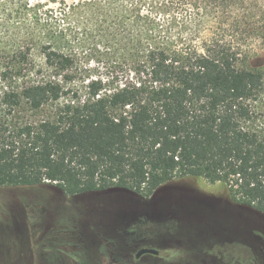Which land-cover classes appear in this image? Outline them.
<instances>
[{
  "label": "trees",
  "instance_id": "16d2710c",
  "mask_svg": "<svg viewBox=\"0 0 264 264\" xmlns=\"http://www.w3.org/2000/svg\"><path fill=\"white\" fill-rule=\"evenodd\" d=\"M234 4L0 0V188L148 198L203 178L264 218V66L236 38L264 32V15L234 16ZM83 27L120 45L118 65L137 75L67 89ZM34 51L53 78L9 75L29 74Z\"/></svg>",
  "mask_w": 264,
  "mask_h": 264
},
{
  "label": "rangeland",
  "instance_id": "374dc122",
  "mask_svg": "<svg viewBox=\"0 0 264 264\" xmlns=\"http://www.w3.org/2000/svg\"><path fill=\"white\" fill-rule=\"evenodd\" d=\"M234 6V16L264 15V0ZM257 25L264 28V20ZM83 28L67 89L84 94L93 80L113 88L137 75L127 74L130 59L118 65L120 45ZM236 38L252 63L264 66V32ZM25 66L29 74L9 75L54 76L38 51ZM142 247L161 255L136 258ZM0 264H264V218L235 201L224 183L203 178L173 180L148 198L118 190L69 198L50 185L0 188Z\"/></svg>",
  "mask_w": 264,
  "mask_h": 264
},
{
  "label": "water",
  "instance_id": "95a60500",
  "mask_svg": "<svg viewBox=\"0 0 264 264\" xmlns=\"http://www.w3.org/2000/svg\"><path fill=\"white\" fill-rule=\"evenodd\" d=\"M148 254L158 256L160 254V250L154 247H142L136 253V258H140L141 256Z\"/></svg>",
  "mask_w": 264,
  "mask_h": 264
},
{
  "label": "flooded vegetation",
  "instance_id": "af4514ba",
  "mask_svg": "<svg viewBox=\"0 0 264 264\" xmlns=\"http://www.w3.org/2000/svg\"><path fill=\"white\" fill-rule=\"evenodd\" d=\"M160 254H161V251H160ZM150 255V254H149ZM135 257H136V255H135Z\"/></svg>",
  "mask_w": 264,
  "mask_h": 264
}]
</instances>
